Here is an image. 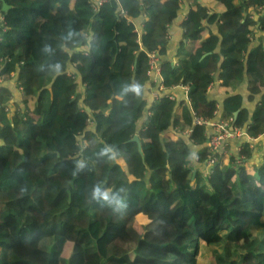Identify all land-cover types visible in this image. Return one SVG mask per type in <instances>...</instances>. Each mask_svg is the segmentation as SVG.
<instances>
[{
	"label": "trees",
	"instance_id": "trees-1",
	"mask_svg": "<svg viewBox=\"0 0 264 264\" xmlns=\"http://www.w3.org/2000/svg\"><path fill=\"white\" fill-rule=\"evenodd\" d=\"M5 1L0 78L17 74L25 91L9 114L0 85V264H264V153L250 162L247 147L244 164L223 157L205 176L189 166L191 144L174 137L192 129L207 158L197 120L219 112L207 90L227 68L219 117L264 133L263 39L252 44L241 24L243 9L264 0H187L188 47L175 63L163 58L183 0H106L97 11L91 0ZM78 43L87 54L65 47ZM148 52L160 55L165 88L188 90L180 101L161 96L145 117ZM245 81L249 101L260 96L252 113ZM97 186L122 204L93 198Z\"/></svg>",
	"mask_w": 264,
	"mask_h": 264
},
{
	"label": "built area",
	"instance_id": "built-area-1",
	"mask_svg": "<svg viewBox=\"0 0 264 264\" xmlns=\"http://www.w3.org/2000/svg\"><path fill=\"white\" fill-rule=\"evenodd\" d=\"M106 0H91L93 8L97 11L100 6ZM255 8V7H254ZM260 12H262L264 17V8H256ZM7 28L5 14L0 10V34L4 32ZM139 30V29H138ZM140 33V32H139ZM262 42L264 45V34L262 38ZM264 47V46H263ZM81 51L87 54V51L82 48ZM73 66H76L73 64ZM68 75H72L71 71H68ZM15 76V74H12ZM147 76L150 79L149 84L152 88V97L150 100V104L146 111V117H148L150 112V107L153 102L158 100L161 96L167 94L171 100H177L176 96L173 93L169 92L170 89L174 88H165L163 84V77H162V67H161V58L160 55L156 52H148L147 53ZM17 81V80H16ZM5 83V81L0 78V84ZM215 81L211 82L208 85V92L211 91L214 87ZM17 88L21 92V96L25 91V86L16 82ZM177 87V86H176ZM185 92L188 90V86H184ZM19 107V106H18ZM15 104H13L12 100L9 102L7 111L9 114H13L18 109ZM21 108V107H20ZM198 123H204L207 127V142L205 143L209 155L205 160L200 161L198 159L197 152L198 148L193 145V140L189 138L192 134V129H188L186 131H181L178 128L174 129V137L175 139L185 138L189 144H191V148H194L193 155L189 161V166L191 169L200 170L205 176H210L213 172L214 167L218 164V162H222L225 160L223 157H232L231 164L232 166H239L240 164H244L247 161L245 149L247 147L250 150H254L257 152V144L259 143V139L264 136V133L259 135L258 137H252L249 135L247 131V126L244 127H235L232 125V119L223 120L221 117H215L212 120H197ZM192 150V149H191ZM193 151V150H192ZM254 155L250 158V162L254 160ZM196 169V170H195Z\"/></svg>",
	"mask_w": 264,
	"mask_h": 264
},
{
	"label": "crops",
	"instance_id": "crops-1",
	"mask_svg": "<svg viewBox=\"0 0 264 264\" xmlns=\"http://www.w3.org/2000/svg\"><path fill=\"white\" fill-rule=\"evenodd\" d=\"M185 3V7L179 11V16L175 21L168 27V44H167V55L163 59L172 60L173 63H175V54L182 46L188 47V42L184 38V33L186 32L187 28L183 27L181 22L182 19L185 18V14L188 11L190 2H193L190 0L188 2L187 0H183ZM190 3V4H189ZM263 14L256 8H249V9H243V13H241V24H243L242 30H246L248 28H251V38H252V44L259 43V40L257 38H254L255 35H258L259 37L263 38L264 29L261 26V21ZM95 30V29H94ZM75 44V42H74ZM79 47V50H81L84 46L80 43L76 44ZM67 50H71V46H68L66 44L65 46ZM72 51V50H71ZM232 68H227L225 71H222L221 75L216 77L214 87L211 91H209V94L211 98L217 100L218 102V108L219 112L217 113L216 117H219L224 100L229 96L226 94L225 90L228 89V85H226L225 82V75L230 76L232 72ZM17 80V74L13 76L12 80L5 81V83L0 84L1 86H6L8 89H10L12 94V102L13 104L17 105V107H23L21 103V92L17 88L16 81ZM221 87V89H219ZM169 92L173 93V95L176 96V101L184 100L187 98L184 86H177L169 90ZM152 88L151 85L147 84V90L145 92V96L149 99V102L151 100ZM239 93L243 95V107L246 108V110L249 111V113H252L256 107L257 101L260 99V96H257L255 100L249 101V91L247 89V82L245 81L241 88L239 89ZM210 98V97H209ZM150 104V103H149ZM142 123H139V126H141ZM262 153H264V136H262L259 139V143L257 144V154L252 162L259 163ZM262 160V159H261Z\"/></svg>",
	"mask_w": 264,
	"mask_h": 264
},
{
	"label": "clouds",
	"instance_id": "clouds-1",
	"mask_svg": "<svg viewBox=\"0 0 264 264\" xmlns=\"http://www.w3.org/2000/svg\"><path fill=\"white\" fill-rule=\"evenodd\" d=\"M133 87L135 88V86ZM81 167H83V164H81ZM93 198H102L110 204L115 203L117 206L122 204V200L118 195H110L107 191H101L99 186L93 190Z\"/></svg>",
	"mask_w": 264,
	"mask_h": 264
},
{
	"label": "water",
	"instance_id": "water-1",
	"mask_svg": "<svg viewBox=\"0 0 264 264\" xmlns=\"http://www.w3.org/2000/svg\"><path fill=\"white\" fill-rule=\"evenodd\" d=\"M0 2L2 3V9H1L2 12L3 13H7L9 11V9L11 8V6L9 4H7V2L5 0H0ZM222 61H223V58L220 61V64L222 63ZM237 115H238V112H236L235 117H237ZM132 140L138 142V144H139V150L142 152L141 144L139 142V136L137 134L134 135L133 138H132Z\"/></svg>",
	"mask_w": 264,
	"mask_h": 264
},
{
	"label": "rangeland",
	"instance_id": "rangeland-1",
	"mask_svg": "<svg viewBox=\"0 0 264 264\" xmlns=\"http://www.w3.org/2000/svg\"><path fill=\"white\" fill-rule=\"evenodd\" d=\"M71 49L74 50V51H78V50H79V47L74 46V47H72ZM15 106H17V105H15ZM145 117H146V115H145ZM170 128H171V127H170ZM170 128H169V129H170ZM169 129H168V130H169ZM141 221H142L141 219H139L138 221H136V223H137L138 226L140 225V222H141ZM259 258H260V257H257V256H250V257L248 258L247 262H248V264H259Z\"/></svg>",
	"mask_w": 264,
	"mask_h": 264
}]
</instances>
